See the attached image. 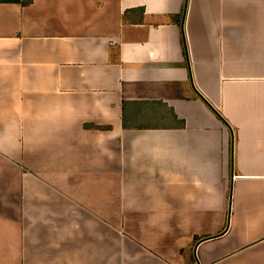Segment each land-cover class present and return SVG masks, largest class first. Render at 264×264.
<instances>
[{
    "label": "crops",
    "instance_id": "1",
    "mask_svg": "<svg viewBox=\"0 0 264 264\" xmlns=\"http://www.w3.org/2000/svg\"><path fill=\"white\" fill-rule=\"evenodd\" d=\"M2 1L0 264H264V0Z\"/></svg>",
    "mask_w": 264,
    "mask_h": 264
},
{
    "label": "trees",
    "instance_id": "2",
    "mask_svg": "<svg viewBox=\"0 0 264 264\" xmlns=\"http://www.w3.org/2000/svg\"><path fill=\"white\" fill-rule=\"evenodd\" d=\"M16 1V0H15ZM3 3H12V2H14V0H3L2 1ZM18 3V2H17Z\"/></svg>",
    "mask_w": 264,
    "mask_h": 264
}]
</instances>
